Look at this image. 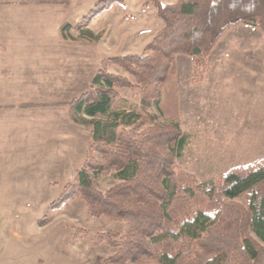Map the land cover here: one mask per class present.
<instances>
[{"label": "trees", "instance_id": "16d2710c", "mask_svg": "<svg viewBox=\"0 0 264 264\" xmlns=\"http://www.w3.org/2000/svg\"><path fill=\"white\" fill-rule=\"evenodd\" d=\"M118 3L126 0L99 1L78 24H62V36L103 40L90 24ZM149 6L163 25L143 52L106 58L88 90L68 103L72 121L88 127L91 140L84 166L49 211L82 200L90 217L125 223L124 233L96 234L95 247L116 250L100 264H264V157L208 179L181 167L189 135L176 81L178 55L192 59L193 81L201 82L228 30L248 24L264 32V0H146ZM125 89L140 96L142 113L117 109ZM100 176L119 182L104 191ZM49 222L50 215L39 221Z\"/></svg>", "mask_w": 264, "mask_h": 264}, {"label": "rangeland", "instance_id": "374dc122", "mask_svg": "<svg viewBox=\"0 0 264 264\" xmlns=\"http://www.w3.org/2000/svg\"><path fill=\"white\" fill-rule=\"evenodd\" d=\"M58 1L68 3L57 5L55 10H24L17 17L0 13V20L23 23L18 33L24 54H41L43 50L66 53L73 48L88 56L87 62L78 63L82 83L76 92L42 95L24 87L0 102L4 106L16 104L15 111L8 109L0 116V264H100L116 250L105 244L95 247L92 242L96 234L125 230L124 222L90 217L82 200H71L61 210L49 211L84 166L91 130L73 122L80 133L70 137L60 133V127L55 130L53 125L40 124L44 118L38 112L22 111L19 105L55 104L82 95L106 58L141 54L163 24L155 6L145 7L146 0H126L125 5L115 4L90 24L93 31L104 34L103 40L63 43L62 24H78L101 0ZM177 1L162 0L166 4ZM209 61L211 78L217 82L212 86H194L198 82L193 81L192 59L187 55H178L176 74L182 127L191 139L178 164L200 179L219 177L231 168L264 157V32L248 24L228 30ZM44 64L51 73L66 72L64 63ZM111 70L124 73L116 66ZM45 71L38 69L39 81ZM121 93L118 110L143 112L138 94L127 89ZM42 111L47 115L50 110ZM149 111L159 114L156 107ZM51 116L49 113L50 120ZM159 122L167 124L169 120L160 116ZM49 135L54 141H62L60 149L50 146L53 142L47 139ZM118 182L100 176L98 188L105 191ZM47 215L50 222L40 226L39 221Z\"/></svg>", "mask_w": 264, "mask_h": 264}, {"label": "crops", "instance_id": "0c3cea01", "mask_svg": "<svg viewBox=\"0 0 264 264\" xmlns=\"http://www.w3.org/2000/svg\"><path fill=\"white\" fill-rule=\"evenodd\" d=\"M42 1L58 0H0V13H10L13 16L17 17L18 14L20 12H23L24 10H55L57 8L56 6L60 5L40 3ZM19 26H23V23H19V21L15 19H13L12 21L0 20V102L4 101V98H6L7 101V95L15 93L23 89L24 87H26L28 90L34 88L36 91L38 90L40 93H43L42 95H48L52 93L67 94L76 92L78 87H80L82 83V72L80 74L78 72V63L87 62V54L80 55L73 48L67 49L66 53H46V51L44 52L43 50L41 54H24V52H22L23 50L21 51L20 49V45H22L23 40L19 39ZM61 42H71L72 44L87 43L86 41L65 39L64 37L61 39ZM48 62L64 63L66 72L62 73L61 75L57 73H51L49 70V66L45 64L43 65V63ZM51 67L54 68V65ZM41 68H44L46 71L45 75L41 77L42 80L39 81V76L37 75V73L38 69ZM211 72L212 69L206 74L203 81L196 83L194 86H212L217 83L215 79L211 78ZM71 81H75L74 84ZM179 96L180 107H182L180 88ZM196 98H198V96ZM69 102L70 101H63L55 104H46L42 106L40 104L39 106H32L28 108H23L19 105V108H22L21 110L25 112H27L28 110L35 112V114H37L38 112V114H40V117L44 118V121L40 122V124L42 123L44 125H53L55 130L60 127V133L70 134L71 137L74 134L78 135V133H80V129H77L73 125L74 123L70 115V106L68 104ZM45 108H49V110L51 111L48 112L51 113V115L53 116H51L52 120L48 118L49 113L46 115V113L42 111ZM8 109L15 111L16 104H10L7 106L0 104V116L2 117V115L8 113L6 112L8 111ZM40 133L44 135L45 132L43 130H40ZM47 139L52 140L51 135H49ZM52 142L50 146H54L55 149L61 148L62 141L52 140ZM190 142L191 139L189 135V142L184 150V157ZM69 144V147H71V140Z\"/></svg>", "mask_w": 264, "mask_h": 264}]
</instances>
